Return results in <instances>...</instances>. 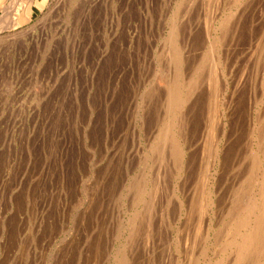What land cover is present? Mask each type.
I'll list each match as a JSON object with an SVG mask.
<instances>
[{
	"label": "rangeland",
	"instance_id": "1",
	"mask_svg": "<svg viewBox=\"0 0 264 264\" xmlns=\"http://www.w3.org/2000/svg\"><path fill=\"white\" fill-rule=\"evenodd\" d=\"M44 1L41 0V4L33 1L32 12H28L32 16L28 17L24 8H16L17 4L27 2L28 9L30 0H0V17L10 14L8 20H11L9 7L13 6L19 24L11 28L5 27L11 21L0 24V37L19 31L11 36L15 39H6L8 35L0 38V264H116V254L122 255L123 251L130 255L132 264H176L175 257L181 254L174 250L173 235L178 236L182 228L178 227L184 223L181 234L188 224L193 229L188 227V232H194L195 209L189 218L187 213L192 209L193 193L198 192L195 184L199 185L197 188L202 184L198 166L207 153L203 130L211 120L208 110L211 90L206 82L207 68L203 67V75L198 78L199 96L191 99L189 102L193 103L188 102L187 106L191 113L188 136L195 135L193 141L197 146L195 165L179 173L172 167V172L168 169L167 180L160 184L157 192L155 183L160 159L154 145L167 119L164 113L170 72L166 45L170 27L176 24L180 32V44L187 56L184 57L187 75L207 53L205 28L208 26H205L209 25L210 16L219 14L216 19L221 20L232 9L235 12L229 29L240 41L234 35H228L227 39L231 48L238 46V55L232 48L237 52L234 61H238L237 65L232 64L234 73L241 74L244 84L243 92L240 90L239 97L233 99L235 106L227 113L230 159L221 175L225 184L222 189L228 193L247 175V159L240 160L247 156L252 142L251 121L264 126V0H256V14L253 18L249 13L244 15L240 20L241 23L244 20L243 26L240 23L237 29L233 20L239 18L240 11L237 13L235 0ZM5 6H8L6 11ZM181 29L185 31L184 36ZM256 133L253 138L257 140ZM144 184L150 186L151 194L141 200L138 193ZM176 187L184 189V192L180 189L184 200L182 212H178L176 196H171L178 192ZM159 191L168 198L164 199ZM151 198L155 202L150 201ZM148 199L154 204H146ZM163 200H167L164 205ZM162 206L170 212L163 211ZM153 209L156 216L152 214ZM148 217L152 235L158 236H152V243L146 245ZM161 219L168 227L164 224L160 226L162 229L159 227ZM165 229L166 233L162 231ZM143 254H147L146 261ZM148 254L152 255L149 262ZM208 254L211 256L210 252Z\"/></svg>",
	"mask_w": 264,
	"mask_h": 264
},
{
	"label": "bare ground",
	"instance_id": "2",
	"mask_svg": "<svg viewBox=\"0 0 264 264\" xmlns=\"http://www.w3.org/2000/svg\"><path fill=\"white\" fill-rule=\"evenodd\" d=\"M29 1V0H27ZM36 1V3H42L41 0H30V5L27 8V2L24 3H19L18 5V10H20L21 8H24V11L26 12V16L31 17L32 15L29 14L28 12H32V2ZM65 1V0H64ZM183 1V0H182ZM219 1V0H217ZM222 2V0H220ZM43 2H45L43 0ZM189 2V1H188ZM214 2V0H213ZM224 2V1H223ZM225 2H227L225 0ZM237 5V13H239L240 11V15L239 18L235 17L237 20H233L236 21V29L238 28L239 24L241 23L240 20L241 18L246 15V14H251L252 18L254 17V15L256 14V0H235L234 1ZM233 2V3H234ZM262 1H259V3ZM13 4L16 2H12ZM132 3V2H131ZM186 3V2H185ZM220 3V2H219ZM232 3V4H233ZM257 3V4H259ZM11 4V3H10ZM113 4V3H112ZM115 4V3H114ZM160 4V3H159ZM183 4V3H182ZM188 4V3H187ZM203 4V3H202ZM214 4V3H212ZM223 4V3H222ZM221 4V5H222ZM16 5V6H17ZM184 5V4H183ZM204 5V4H203ZM220 5V4H219ZM218 5V6H219ZM230 5V4H229ZM262 5V4H261ZM11 6V5H10ZM15 6V7H16ZM202 6V5H201ZM206 6V5H205ZM228 6V5H227ZM6 7V6H5ZM13 7V6H12ZM9 7L11 10V20H8V16L10 15H6L5 17H0V24L2 21H11L10 25L5 26L6 28H11L12 26L15 25H19L18 24V18L17 16H15V14L13 13V8ZM132 7V6H131ZM195 7V6H194ZM204 7V6H203ZM224 7V6H223ZM232 7V6H231ZM8 6L5 8V11L7 10ZM181 8V7H180ZM220 8V7H219ZM218 8V9H219ZM222 8V7H221ZM226 8V6H225ZM251 8V9H249ZM230 9V8H229ZM248 9L250 10V12H248ZM258 9V7H257ZM17 10V11H18ZM142 10V9H141ZM220 10V9H219ZM4 11V12H5ZM185 11V10H184ZM210 11V10H209ZM208 11V12H209ZM217 11V10H216ZM222 11L225 12V10L222 9ZM236 11V10H235ZM8 12V11H7ZM214 12V10H213ZM51 13V12H50ZM184 13V12H183ZM190 13V12H189ZM211 13V12H210ZM221 13V11H220ZM7 14V13H6ZM209 14V13H208ZM212 14V13H211ZM223 14V13H222ZM225 14V13H224ZM227 14V15H226ZM223 17H221V20L216 19V17H218V15H212L210 17H212L209 21V25H206L205 28L206 29V38H207V46H208V50L207 53L202 57V59L200 60L199 63L196 64L195 67H193V69L191 71H188L190 73H187V75L189 74V76L186 75L185 73V61H184V57H187L183 54V48L181 44H180V32L176 26V24L174 25V27H170L172 28L171 32H170V37H169V41H168V45L167 46V53L166 55H168V63H169V80H167V96H166V118L165 119V125L162 128L160 134H159V138L157 143L155 142V149L158 151V155H159V159H160V167H159V171L157 172V184L156 185V191L158 192V189L160 187V184H164V181L167 180V175H168V169L171 170L174 168L176 173L179 171H182L185 168H190L192 167L193 162H195L194 160H196L195 155L197 154L195 147L194 146V141H193V137L195 135H191L189 134L188 136V130L190 127L187 126L188 125V116H190L188 113V105L189 103H193L189 102L191 99L196 100L197 95L199 96V90H200V84H199V79L201 77V70H203V67L207 68V81L208 82V87L211 90L210 93V101L208 100V102L210 103V109L208 108V110H210L209 116H211V120L209 121V126L205 128L204 133H205V137L206 139H204L203 141V146L205 148H207V153L204 151V154L206 153L205 159L203 161H200V164L198 166V170H200L201 175H198L201 177L202 180V184L200 185V188L196 187L199 185L195 184V190L198 189V192L194 191L195 193H193V200L191 201V207L192 209L187 213L188 214V218L191 216L193 210L195 212V219H193V221L195 222L194 224V232L193 234H190L192 231L190 230V232H188V227L191 228V225L188 224V227L186 230L187 234H185L184 236V231L181 234V231L184 229L183 225L182 226H177L178 228H180V232L178 230V236L173 235V247L174 250L176 252H178L179 254H181L179 257H175L177 258L176 264H264V126H258L257 123L258 122H253V127H252V132H251V136H252V142L251 145L249 146V149L247 150V156L246 154L243 157L242 160H246V173L247 175H244L245 177H240L242 178L239 182L238 185H236L233 189L231 188V190H227L222 189V185L224 184V176H222V169L224 168V165H228L226 164L227 161L230 159V155L229 154V140L227 139V137L229 136V133L227 131L226 126L228 125L227 120V113L230 111V108H232L231 106H233L232 102L233 99L235 97L238 96L239 91H242V87L244 84V79L241 76V74L236 75L235 73V65H237L236 63L238 61H234V58L237 55L240 54L238 50H236V48L238 47L237 44L235 43L234 45H236L237 47L234 48L237 52H235L230 46V44L228 43V39L227 36L228 35H234L233 31L231 32V30L229 29L232 22V18L235 14V12L229 11V13H226ZM5 15V14H4ZM177 16L180 17V15L176 14ZM237 16V14H236ZM167 17V16H166ZM187 17V16H186ZM207 17V16H206ZM46 18V17H45ZM170 18V17H169ZM183 18V17H182ZM191 18V17H190ZM247 18V17H246ZM185 19V18H184ZM189 19V18H188ZM216 19V20H215ZM234 19V18H233ZM243 19V18H242ZM194 20V19H193ZM250 20H251V16H250ZM41 21V20H39ZM184 21V20H183ZM217 23L216 25V22ZM246 21V20H245ZM185 22V21H184ZM191 22V21H190ZM193 22V21H192ZM244 22V20L242 21V23ZM247 22V21H246ZM42 23V22H41ZM39 23V24H41ZM178 23V22H177ZM181 23V22H180ZM206 23V21H205ZM242 23L240 25H242ZM253 23V22H252ZM3 24V23H2ZM115 26V25H114ZM191 26V25H190ZM235 25H232V27ZM243 26V25H242ZM116 27V26H115ZM132 27V26H131ZM231 27V28H232ZM1 28V25H0ZM4 28V27H3ZM112 28V27H111ZM180 28V27H179ZM183 29V28H182ZM181 29L182 33H185V31L183 32V30ZM2 30V29H1ZM21 30V29H20ZM191 30V29H190ZM246 30V29H245ZM203 31V30H202ZM241 31V30H240ZM243 31V30H242ZM241 31V33H242ZM2 32V31H1ZM19 32V31H18ZM17 32V33H18ZM204 32V31H203ZM236 32V30H235ZM17 33L12 32V33H8L6 35H8V37L6 39L10 40L15 39V37H11L12 35H17ZM21 33V32H20ZM116 33V32H115ZM1 34V33H0ZM22 34V33H21ZM188 34V33H187ZM254 34V33H253ZM6 35H4L6 37ZM19 35V34H18ZM119 35V34H118ZM185 34H183L184 36ZM192 35V34H191ZM1 36V37H4ZM182 36V35H181ZM188 36V35H187ZM237 36V35H236ZM235 36V37H236ZM0 37V38H1ZM11 37V38H10ZM21 37V35H20ZM19 37V38H20ZM202 37V36H201ZM231 39L232 36H229ZM239 37V36H237ZM236 37V39H237ZM241 37V36H240ZM182 38V37H181ZM17 39V38H16ZM184 39V38H183ZM203 39V38H202ZM239 39V38H238ZM237 39V40H238ZM243 39V38H242ZM201 40V39H200ZM235 40V39H234ZM233 40H231L232 42ZM236 41V40H235ZM240 41V39H239ZM238 41V42H239ZM247 41V40H246ZM186 42V41H184ZM234 42V41H233ZM237 42V41H236ZM12 44V42H10ZM14 43V42H13ZM122 43V42H121ZM182 43V41H181ZM196 43H198L196 41ZM203 43V42H202ZM241 43V42H240ZM186 43H183L182 45H184ZM191 44V43H190ZM201 44V43H200ZM204 44V43H203ZM242 46V45H241ZM251 46V45H250ZM257 46V45H256ZM188 47V46H187ZM201 47V46H200ZM196 48V47H194ZM207 48V47H206ZM240 48V45H239ZM246 48V47H245ZM186 49V48H185ZM184 49V51H185ZM238 49V48H237ZM248 49V47H247ZM123 50V49H122ZM126 50V49H125ZM166 50V49H165ZM233 50V52L231 51ZM244 50V49H243ZM249 50V49H248ZM254 50V49H253ZM242 51V48L241 50ZM264 51V50H263ZM126 52V51H125ZM165 52V51H164ZM191 52V51H190ZM196 52V51H195ZM246 52V51H245ZM260 52V51H259ZM200 53V52H199ZM198 53V54H199ZM237 53V55H236ZM242 53V52H241ZM247 53V52H246ZM254 53V52H253ZM252 53V54H253ZM251 54V55H252ZM165 55V56H166ZM244 55V54H243ZM255 55V54H254ZM241 55H239L240 57ZM235 58V60H237ZM243 58V57H242ZM246 58V56H245ZM253 58H255L253 56ZM252 58V59H253ZM239 59V58H238ZM118 60V59H117ZM189 60V59H188ZM197 60V59H196ZM245 60V59H243ZM240 61H242V59H240ZM233 63H235V65L233 66ZM166 63V65L168 64ZM248 64V62H245ZM251 63V62H250ZM187 64V63H186ZM243 64V63H242ZM241 64V65H242ZM116 65V64H115ZM186 67V66H185ZM248 67V66H247ZM258 67V66H257ZM205 68V69H206ZM238 68L239 64H238ZM237 68V69H238ZM250 69V67H248ZM115 69V68H114ZM236 69V70H237ZM244 69V68H243ZM248 69V70H249ZM116 70V69H115ZM114 70V71H115ZM242 71V69H241ZM263 71V70H262ZM187 72V71H186ZM235 72V73H234ZM247 72V71H246ZM258 72V71H257ZM113 73V72H112ZM164 73H167L166 71ZM250 74V71L248 72ZM247 73V74H248ZM114 74V73H113ZM121 74V73H120ZM205 74V75H206ZM243 74V73H242ZM246 73H244L245 75ZM248 74V75H249ZM247 75V76H248ZM167 76V74H166ZM165 76V78H166ZM246 76V77H247ZM245 77V78H246ZM249 77V76H248ZM247 77V78H248ZM116 78V77H115ZM164 78V79H165ZM199 78V79H198ZM205 78V77H204ZM232 82H231V80ZM204 79V80H206ZM248 81V80H247ZM246 81V82H247ZM114 82V81H113ZM262 82V81H261ZM203 83V80L202 82ZM264 83V82H263ZM262 84V83H261ZM263 85V84H262ZM165 86V85H164ZM200 86V87H199ZM245 86V85H244ZM118 87V86H117ZM207 87V88H208ZM165 88V87H164ZM203 88V87H202ZM201 88V89H202ZM162 89V88H161ZM166 89V88H165ZM162 90V91H166V90ZM207 89V90H209ZM246 91V89H245ZM248 91V90H247ZM166 93V92H165ZM198 93V94H197ZM203 93V91H202ZM207 94H209L207 92ZM246 94V93H245ZM244 94V95H245ZM260 94V93H259ZM165 95V94H164ZM196 95V96H195ZM204 95V94H203ZM206 95V94H205ZM204 95V96H205ZM240 95V94H239ZM243 95V96H244ZM209 96V95H208ZM207 96L206 99H209ZM252 96V95H251ZM262 96V95H260ZM201 97V96H200ZM203 97V96H202ZM201 97V98H202ZM239 97V96H238ZM246 97V95H245ZM205 99V100H206ZM164 100V99H163ZM202 100V99H201ZM200 100V101H201ZM242 101V100H241ZM163 102V101H162ZM189 102V103H188ZM234 102H236L234 100ZM252 102V101H251ZM200 103V102H198ZM208 103V104H209ZM196 104V103H195ZM242 105V103H241ZM163 106V105H162ZM205 106V105H204ZM235 106V105H234ZM233 106V107H234ZM190 108V106H189ZM206 108V107H205ZM256 108V107H255ZM195 109V108H194ZM164 110V109H163ZM190 110V109H189ZM206 110V109H205ZM204 110V111H205ZM235 110V108H234ZM191 111V110H190ZM189 111V112H190ZM252 111V110H251ZM240 112V111H239ZM255 112V111H253ZM196 113V112H194ZM205 114V113H204ZM208 115V114H207ZM164 116V115H163ZM193 117V115H191ZM208 116V117H209ZM234 116V115H233ZM264 117V116H263ZM191 118V117H190ZM189 118V119H190ZM204 118V117H203ZM258 118V116H257ZM262 119V118H261ZM264 119V118H263ZM192 120V118L190 119ZM194 120V119H193ZM249 120V119H248ZM257 120V119H256ZM163 121V120H161ZM262 121V120H261ZM192 122V121H191ZM190 122V124H191ZM260 122V121H259ZM163 124V123H162ZM260 125V124H259ZM199 126V125H198ZM196 127V126H195ZM201 128V127H200ZM232 128V127H231ZM195 128H193L194 130ZM192 130V131H193ZM189 132V133H192ZM257 131L256 134L257 135V140L255 138H253V134H255V132ZM195 134H197V132L195 131ZM203 134V133H202ZM201 134V135H202ZM238 135V134H237ZM256 137V135H254ZM130 137V136H129ZM197 137V136H196ZM195 137V138H196ZM236 137V136H235ZM250 138V137H249ZM251 139V138H250ZM196 141V140H195ZM201 141V140H200ZM125 142V141H124ZM134 142V141H133ZM198 142V141H197ZM229 143V144H228ZM236 143V142H235ZM232 144V143H231ZM121 145V144H120ZM125 146V145H124ZM238 146V145H237ZM153 147V148H154ZM235 147V146H234ZM128 148V147H127ZM231 148V147H230ZM236 148V147H235ZM151 149V148H150ZM191 150V152H189ZM199 150V149H198ZM231 150V149H230ZM237 150V148H236ZM150 151V150H149ZM154 151V150H153ZM232 152V151H231ZM236 153V152H235ZM234 153V154H235ZM148 154V153H147ZM189 156V157H188ZM234 156V155H233ZM232 156V157H233ZM148 157V156H147ZM158 157V156H157ZM156 157V158H157ZM229 157V158H227ZM152 158V157H151ZM204 158V156L202 157ZM236 157H234L235 159ZM146 159V158H145ZM233 159V158H232ZM239 161V160H238ZM239 161V162H240ZM151 162V161H150ZM244 162V161H243ZM234 163V162H233ZM197 164V163H196ZM235 164V163H234ZM195 165V164H193ZM198 165V164H197ZM156 166V164H155ZM232 166V165H230ZM234 167L236 166L233 165ZM232 166V167H233ZM150 168V167H149ZM193 168V167H192ZM226 168V167H225ZM185 169V170H188ZM197 169V168H195ZM235 169V168H234ZM190 170V169H189ZM188 170V171H189ZM192 170V169H191ZM224 170V169H223ZM241 171V170H240ZM104 172V171H103ZM172 172V170H171ZM96 173V172H95ZM244 173V174H246ZM225 174V173H224ZM182 175V174H181ZM194 175V174H193ZM232 175V174H231ZM179 176V175H178ZM186 176V175H185ZM192 176V175H191ZM197 176V175H195ZM239 177V176H238ZM143 178V177H142ZM185 178V177H183ZM191 178V177H190ZM155 179V178H154ZM196 179L198 180V178L196 177ZM194 179V180H196ZM145 180V179H144ZM183 180V179H182ZM135 181V180H134ZM184 181V180H183ZM186 181V179H185ZM226 181V180H225ZM228 181V180H227ZM234 181V179H233ZM97 182V181H96ZM146 182V181H145ZM192 182V181H191ZM229 182V181H228ZM227 182V183H228ZM108 183V182H107ZM138 183V182H137ZM141 183V182H140ZM226 183V182H225ZM198 184V181H197ZM237 184V183H236ZM95 185V184H94ZM182 184H180L181 187ZM230 185V184H229ZM138 186V185H137ZM152 186V185H151ZM150 187V186H149ZM149 187L144 184V186L142 187V189L139 191V198L145 199L146 195L151 194ZM153 187V188H152ZM152 189H155L154 186H152ZM173 187V186H172ZM171 187V188H172ZM176 187L177 192L176 194H171V196H176L177 202L179 203V208L180 210L178 212H182V208H183V195L181 197V194L184 192V189ZM232 187V186H231ZM139 188V187H138ZM164 189V186L162 187ZM184 188V187H183ZM186 188V187H185ZM225 188V187H223ZM230 188V187H229ZM107 189V188H106ZM109 189V188H108ZM113 189V188H112ZM175 189V188H174ZM172 189V190H174ZM182 189V193L181 190ZM91 190V189H90ZM96 190V189H95ZM165 190V189H164ZM163 190V191H164ZM189 190V189H186ZM193 190V189H192ZM190 189V191H192ZM103 191V190H102ZM105 192V191H104ZM107 192V191H106ZM138 192V191H137ZM136 192V195H137ZM169 192V191H167ZM172 192V191H171ZM166 193V192H165ZM187 193V192H186ZM192 192H190L191 195ZM116 194V193H115ZM119 194V193H118ZM157 194V193H155ZM162 193L159 191V195H161ZM164 194V193H163ZM162 194V195H163ZM168 194V193H167ZM100 195V194H99ZM158 195V196H159ZM166 194H164V199L168 198L165 197ZM169 195V194H168ZM189 195V194H188ZM98 196V195H97ZM101 196V195H100ZM148 196V198H149ZM154 197V195H152ZM157 196V195H156ZM195 196V197H194ZM99 197V196H98ZM114 197V196H113ZM159 197H157L158 199ZM162 198V197H160ZM175 198V197H173ZM184 198H186V196L184 195ZM192 197H190L189 199H191ZM174 199V200H176ZM188 199V198H187ZM188 199V200H189ZM106 200V199H105ZM150 199H148L147 201H149ZM155 202L153 198H151L150 201ZM159 200V199H158ZM173 200V201H174ZM34 201V200H33ZM93 201V200H92ZM113 201V200H112ZM129 201V200H128ZM146 202V204L153 203V202ZM162 200L160 199V202ZM164 201V200H163ZM167 201V200H166ZM163 202L164 203L166 202ZM97 202V201H96ZM134 202V201H133ZM142 203V201H140ZM157 202V201H156ZM159 202V203H160ZM176 202V203H177ZM187 202V201H186ZM189 202V201H188ZM136 203V201L134 202ZM170 202H168L169 205ZM94 204V203H93ZM99 204V202H98ZM154 204V203H153ZM157 204V203H156ZM189 204V203H188ZM76 206V205H75ZM143 206V205H142ZM145 206V205H144ZM147 206V205H146ZM154 206V205H153ZM166 206V204H165ZM175 206V204L173 205ZM135 207V206H134ZM150 207V206H149ZM148 207V210L150 209ZM155 207V206H154ZM164 208V206H162ZM185 207V206H184ZM122 208V207H121ZM137 208V207H136ZM142 208V207H141ZM153 208V207H152ZM169 208V207H168ZM172 208V207H170ZM174 208V207H173ZM177 208V207H176ZM190 208V207H189ZM78 209V208H77ZM97 209V208H96ZM145 210V209H144ZM155 209H153L154 211ZM165 210V208L163 209V211ZM81 211V210H80ZM87 211V209H86ZM140 211V210H139ZM152 211V212H153ZM162 211V210H161ZM175 211V210H174ZM82 212V211H81ZM131 212V211H130ZM165 212L169 213L170 211H166ZM85 213V212H84ZM83 213V214H84ZM88 213V211H87ZM132 213V212H131ZM164 213V214H166ZM102 214V213H101ZM110 214V213H109ZM129 214V213H128ZM141 214V213H140ZM155 214V211L154 213ZM150 212V215H152ZM161 214V213H160ZM163 214V213H162ZM186 214V213H185ZM80 215V214H79ZM111 215V214H110ZM150 215H148L150 217ZM170 215V214H169ZM181 215V214H179ZM183 215V214H182ZM193 215V216H194ZM113 216V215H112ZM129 216V215H128ZM133 216V215H132ZM131 216V218L133 219V217ZM142 216V215H141ZM156 216V214H155ZM167 216V215H166ZM174 216V214H173ZM108 217V216H107ZM130 217V216H129ZM135 217V216H134ZM148 217V222L146 225V232H145V237L147 238V240L144 238L142 239V241H146L147 244L149 245L152 243V236H158V235H152L153 230H152V224L150 222V219ZM172 217V216H171ZM112 218V217H111ZM137 218V217H136ZM135 218V219H136ZM157 218V217H156ZM155 218V220H157ZM183 218V216H182ZM129 219V218H128ZM130 219V220H132ZM146 219V218H145ZM169 219V218H168ZM173 219V218H172ZM180 219V218H179ZM184 220L186 218H183ZM191 219V218H190ZM81 220V219H80ZM105 220V219H104ZM153 220V219H152ZM155 220H153L155 222ZM162 220V219H161ZM166 220V219H164ZM181 220V219H180ZM120 221V220H119ZM129 221V220H128ZM135 221V220H133ZM138 221V220H137ZM135 221V222H137ZM144 221V220H143ZM152 221V222H153ZM178 221V220H177ZM183 221V220H182ZM180 221V222H182ZM190 221V220H189ZM192 221V222H193ZM85 222V221H84ZM94 223V221H92ZM102 222V221H101ZM132 222V221H131ZM142 222V221H141ZM153 222V223H154ZM159 222V221H158ZM156 221V223H158ZM161 223L163 222L160 221ZM159 222V223H160ZM168 222V221H166ZM144 223V222H143ZM165 223V221H164ZM164 223L160 224V226H162ZM170 223V222H169ZM177 223V222H176ZM132 224V223H131ZM135 223H133L134 225ZM171 224V223H170ZM116 225V224H115ZM127 225V224H126ZM157 224H154V226ZM165 226L168 224H164ZM172 225V224H171ZM174 225V224H173ZM124 226V224H123ZM121 226V227H123ZM130 226V225H129ZM138 226V225H137ZM139 226L141 227V224L139 223ZM163 226L164 228L168 227V226ZM93 227V226H92ZM91 227V228H92ZM107 227V226H106ZM125 227V226H124ZM172 227V226H171ZM176 227V226H175ZM186 227V226H185ZM104 228V227H103ZM113 228V227H112ZM126 228V227H125ZM139 229V227H137ZM162 229V227H160ZM163 228V229H164ZM110 229V228H109ZM120 229V228H119ZM122 229V228H121ZM157 229V226L154 230ZM161 229H158L159 232ZM176 229V228H175ZM182 229V230H181ZM113 230V229H112ZM136 230V229H135ZM193 230V229H192ZM92 231V230H91ZM109 231V230H108ZM137 231V230H136ZM135 231V232H136ZM140 231V229L138 230ZM144 231V230H143ZM163 232L166 233V229L162 230ZM172 231V230H170ZM84 232V231H83ZM98 232V231H97ZM113 231H111L112 233ZM130 232V231H129ZM156 231H154L155 233ZM158 232V231H157ZM156 232V233H157ZM161 232V234L163 233ZM168 232V231H167ZM118 233V232H117ZM155 233V234H156ZM170 232H168L169 234ZM129 234V233H128ZM127 234V235H128ZM130 234H132V232H130ZM136 234V233H135ZM140 234V233H137ZM144 234V233H143ZM159 234V233H157ZM167 234V236H168ZM91 236V235H90ZM103 236V235H102ZM101 236V237H102ZM130 236V235H129ZM140 236V235H138ZM110 237V236H109ZM160 237V236H159ZM166 237V235H165ZM88 238V237H87ZM116 238V237H115ZM135 238V237H134ZM133 238V239H134ZM158 238V237H157ZM162 238V236H161ZM89 239V238H88ZM96 239V237H95ZM113 239V238H112ZM131 239V238H130ZM165 239V238H164ZM163 239V240H164ZM171 239V238H170ZM170 239L169 242H170ZM138 240V239H137ZM140 240V239H139ZM138 240V241H139ZM153 240H155V237H153ZM91 241V239H90ZM89 241V242H90ZM106 242V241H105ZM112 242V241H111ZM130 242V241H129ZM137 242V241H136ZM161 242V241H160ZM168 242V244H170ZM88 243V242H87ZM125 243V242H124ZM134 243V242H133ZM144 244V242H142ZM141 243V244H142ZM159 243V242H158ZM157 243V244H158ZM94 244V243H93ZM98 244V243H97ZM120 244V243H119ZM142 244V245H143ZM162 244V243H161ZM160 244V245H161ZM165 244V243H164ZM99 245V244H98ZM116 245V244H115ZM156 245V244H155ZM134 246V245H132ZM151 246V245H150ZM157 246V245H156ZM171 246V244H170ZM128 247V246H127ZM158 247V246H157ZM161 247V246H159ZM167 247V246H166ZM126 248V247H125ZM124 248V249H125ZM147 248V247H146ZM144 248V249H146ZM155 247H153L154 249ZM105 249V248H104ZM111 249V248H110ZM120 249V248H119ZM128 249V248H127ZM143 249V250H144ZM150 249V248H149ZM147 248V250H149ZM169 249V248H168ZM167 249V250H168ZM89 250V249H88ZM123 250V249H122ZM142 250V249H141ZM155 250V249H154ZM165 250V249H164ZM85 251V250H84ZM119 250L117 249V252ZM171 251V250H170ZM124 253L121 254H116V260L119 261L121 264H132L129 262V256L126 253V251H123ZM143 252V251H142ZM208 252L211 253V256L208 254ZM130 254V252H128ZM149 253L151 254L152 252L149 251ZM84 254V253H83ZM86 254V252H85ZM93 254V253H92ZM96 254V253H95ZM163 254V253H162ZM183 254V255H182ZM115 255V254H114ZM133 255V254H132ZM147 255V254H145ZM143 254V256H145ZM91 256V255H90ZM94 256V255H93ZM98 256V255H97ZM101 256V255H100ZM140 256V255H139ZM149 258H147L148 262L152 260V255ZM157 256V255H156ZM89 257V256H88ZM161 257V256H160ZM159 257V258H160ZM165 257V256H164ZM86 258V257H85ZM97 258V257H96ZM99 258V257H98ZM140 258V257H139ZM142 258V257H141ZM146 256L144 257L145 260ZM151 258V259H150ZM166 258V257H165ZM164 258V259H165ZM87 259V258H86ZM92 259V258H91ZM108 259V258H107ZM172 259V258H171ZM88 260V259H87ZM86 260V261H87ZM105 260V259H104ZM156 260V259H155ZM174 260V258H173ZM95 261V260H94ZM93 261V262H94ZM116 261V264H117ZM146 261V260H145ZM85 262V261H84ZM92 262V261H91ZM133 262V261H132ZM169 262V261H168ZM82 263V262H81ZM119 263V264H120ZM91 264V263H90ZM97 264V263H96ZM115 264V263H114ZM146 264H151L150 262ZM163 264V263H162Z\"/></svg>",
	"mask_w": 264,
	"mask_h": 264
}]
</instances>
